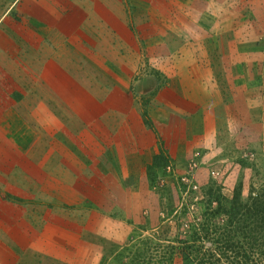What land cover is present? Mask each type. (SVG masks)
Masks as SVG:
<instances>
[{
    "label": "rangeland",
    "instance_id": "rangeland-1",
    "mask_svg": "<svg viewBox=\"0 0 264 264\" xmlns=\"http://www.w3.org/2000/svg\"><path fill=\"white\" fill-rule=\"evenodd\" d=\"M173 1L170 47L203 59L205 78L149 64L165 46L135 30L147 63L129 83L131 140L110 141L104 173L65 163L61 199L0 174V264H209L228 220L203 216L209 195L264 193V0ZM22 231L55 254L14 249Z\"/></svg>",
    "mask_w": 264,
    "mask_h": 264
},
{
    "label": "crops",
    "instance_id": "crops-1",
    "mask_svg": "<svg viewBox=\"0 0 264 264\" xmlns=\"http://www.w3.org/2000/svg\"><path fill=\"white\" fill-rule=\"evenodd\" d=\"M173 4L0 0V174L6 180L24 173L27 183L61 199L66 189L62 169L69 160L87 172L93 164L104 165L101 173L109 169L105 158L110 141L126 145L132 138L127 134V111L133 103L127 101L128 88L147 63L140 56L135 30L157 42L159 38L158 44L165 46L160 60L144 59L149 64L153 61L171 75L174 68H182L185 74L204 77L203 59L184 51L174 54L170 47L183 35L174 33ZM189 39L185 37L183 47ZM213 100L217 103L219 97ZM18 236L14 249L55 254L45 244L28 240L24 231Z\"/></svg>",
    "mask_w": 264,
    "mask_h": 264
},
{
    "label": "trees",
    "instance_id": "trees-1",
    "mask_svg": "<svg viewBox=\"0 0 264 264\" xmlns=\"http://www.w3.org/2000/svg\"><path fill=\"white\" fill-rule=\"evenodd\" d=\"M239 196L235 191L230 203L221 204L216 196L209 195L205 202L204 217H228L221 228L223 234L211 243L208 253L203 251L209 255V264H264V193L254 197L250 194L246 201H240ZM211 199H215L216 206L211 207ZM179 240L185 244L186 238Z\"/></svg>",
    "mask_w": 264,
    "mask_h": 264
}]
</instances>
